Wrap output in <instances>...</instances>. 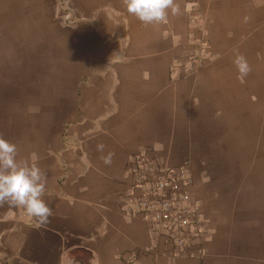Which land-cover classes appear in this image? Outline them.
<instances>
[{
    "label": "crops",
    "instance_id": "crops-1",
    "mask_svg": "<svg viewBox=\"0 0 264 264\" xmlns=\"http://www.w3.org/2000/svg\"><path fill=\"white\" fill-rule=\"evenodd\" d=\"M173 4L145 24L124 0H0V138L41 169L51 209L0 203V264H264V0ZM143 151L194 163L202 263L156 253L125 214Z\"/></svg>",
    "mask_w": 264,
    "mask_h": 264
},
{
    "label": "built area",
    "instance_id": "built-area-1",
    "mask_svg": "<svg viewBox=\"0 0 264 264\" xmlns=\"http://www.w3.org/2000/svg\"><path fill=\"white\" fill-rule=\"evenodd\" d=\"M66 20H71L70 14ZM125 177L124 212L149 225L154 240L150 248L157 253L163 246L174 260L202 263L208 227L203 205L194 194L191 164L170 166L143 151L130 157Z\"/></svg>",
    "mask_w": 264,
    "mask_h": 264
},
{
    "label": "clouds",
    "instance_id": "clouds-1",
    "mask_svg": "<svg viewBox=\"0 0 264 264\" xmlns=\"http://www.w3.org/2000/svg\"><path fill=\"white\" fill-rule=\"evenodd\" d=\"M124 3L128 13L145 24L164 22L169 8L173 14L179 11L173 0H124ZM234 63L241 77L250 71L244 57L237 56ZM16 155V145L0 138V203L22 208L27 215L46 223L51 209L42 198L45 193L44 174L34 163L18 161Z\"/></svg>",
    "mask_w": 264,
    "mask_h": 264
},
{
    "label": "rangeland",
    "instance_id": "rangeland-1",
    "mask_svg": "<svg viewBox=\"0 0 264 264\" xmlns=\"http://www.w3.org/2000/svg\"><path fill=\"white\" fill-rule=\"evenodd\" d=\"M65 18H66V17H64V19H65ZM65 21H67V20L65 19ZM71 22H73V21H71ZM67 23H69V21H67ZM195 44H196V47H200V46H201V45H200V44H201L200 41H198V42L195 43ZM199 57H200L199 55H197V54L195 55V58H198V59H199ZM193 166H194V163L191 162V168H192V171H194V167H193ZM198 171H199V177L202 178V177H203V174H202L203 172L200 171L199 168H198ZM197 187H198V186H197Z\"/></svg>",
    "mask_w": 264,
    "mask_h": 264
}]
</instances>
